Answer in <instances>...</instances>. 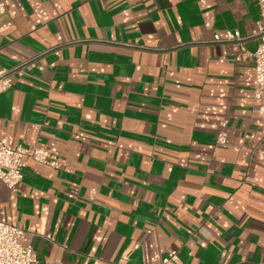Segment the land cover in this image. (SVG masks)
<instances>
[{"label": "crops", "instance_id": "1", "mask_svg": "<svg viewBox=\"0 0 264 264\" xmlns=\"http://www.w3.org/2000/svg\"><path fill=\"white\" fill-rule=\"evenodd\" d=\"M259 20L258 0H10L0 136L62 160L0 182L37 264H264Z\"/></svg>", "mask_w": 264, "mask_h": 264}, {"label": "built area", "instance_id": "2", "mask_svg": "<svg viewBox=\"0 0 264 264\" xmlns=\"http://www.w3.org/2000/svg\"><path fill=\"white\" fill-rule=\"evenodd\" d=\"M10 5V0H0V15L4 14ZM260 20L253 35L259 38V46L254 53L255 76L254 92L259 99L264 93V0H258ZM240 38L239 32L229 31L225 39L219 36L216 41H231ZM13 70H0V94L12 87ZM226 131L218 135V142L225 143ZM29 160L54 168H60L61 158L40 147H25L13 145L7 138L0 136V182L9 189L16 191L23 180V168ZM24 230L15 223H7L0 219V264H37V252L31 245H22L20 238ZM177 251H171L160 264H178Z\"/></svg>", "mask_w": 264, "mask_h": 264}]
</instances>
